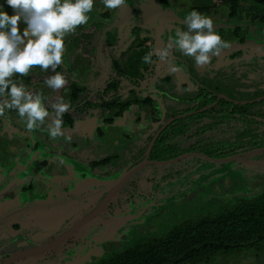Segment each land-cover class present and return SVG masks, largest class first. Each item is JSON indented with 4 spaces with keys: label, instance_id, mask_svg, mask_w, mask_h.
Returning <instances> with one entry per match:
<instances>
[{
    "label": "flooded vegetation",
    "instance_id": "1",
    "mask_svg": "<svg viewBox=\"0 0 264 264\" xmlns=\"http://www.w3.org/2000/svg\"><path fill=\"white\" fill-rule=\"evenodd\" d=\"M184 7L188 5L178 0H126L125 6L112 10L111 13L110 10H105L102 13L103 21L81 25L65 37L62 65L55 69L68 80L66 88L60 90L59 97L63 96L65 101L71 102L72 105L63 115L64 130L71 137L86 139L92 138L94 132L100 135L101 127H113L115 120L120 122L121 131L118 133L121 132L128 140L133 138L131 147L134 149L130 150L134 154L138 153L137 158L133 159L124 171L142 161L145 154H148L147 159L152 160L150 155L154 151L155 142L163 130L174 123H185L186 130L175 136L176 145L182 147V152H225L242 158L250 153L264 151V24L260 20V7L251 0L239 2L236 10L229 4L218 2H203L186 9ZM192 10L210 17L214 31L227 41L229 46L222 49L219 55L213 56L211 63L203 67L197 65L192 57L184 56L176 49L171 53L175 70L156 55L152 57V64L143 63L142 58L150 51L154 53L156 49L167 44L170 38L175 37L177 29L187 30L184 19ZM52 72L39 67L35 74L39 78L45 74L53 75ZM42 82L43 84L36 87L40 86L43 93V86L47 87L44 77ZM112 83L114 87L111 86ZM245 83L249 84L248 87L242 85ZM47 89V95H51V90L48 87ZM242 90L250 94L248 99L238 97L236 93H242ZM183 100L190 103L177 108ZM108 102L116 104L117 115L114 114L115 110L105 108ZM47 106L51 109L49 103ZM172 107L178 110L177 113L171 112ZM195 114L198 116L188 119ZM109 117L113 120L108 121ZM4 133L9 135L8 132ZM152 140L154 142L150 145ZM237 140L257 142L234 148L233 142ZM212 141H215L217 146H214ZM30 148L35 150L38 147L34 144ZM130 150L126 153L131 154ZM37 156L39 157V154ZM29 169L37 173L36 163ZM123 172L120 171L119 176ZM24 174L27 175V171L19 175L15 173L11 178L4 177L9 186L4 184V189L10 190L13 187L14 190L0 196V205H11L0 216L1 221L4 218H14L20 212L42 209L38 204L48 201L45 199L37 203L36 199H44L48 194H44L45 192H58L60 188H65L63 184L70 182H61L63 186L58 185L56 188L49 180L50 185L44 193L34 191V195L25 196L27 193H20L23 185L18 188V181L23 179ZM2 176L4 174L1 172L0 177ZM34 177L32 173L28 179ZM131 177L116 189L109 187L112 182L109 180L105 186L87 191L88 195L76 198L77 200L72 195L63 197L62 203L81 202V207L77 209L76 214V208L69 211V215L64 216L57 226L58 233L34 248L50 244L57 237L65 236L77 222L87 220L58 243L41 251L25 254L9 264H40L41 261L35 262L34 255L59 250L61 247L64 249L79 230L91 228V234L92 230L97 229H92V226L99 225L100 220L104 221V213L109 211L114 214L122 210L121 215H125L123 219L119 221L114 218L117 219V226L133 227L134 222L129 220L139 221L140 213L146 209H143L146 207V201L142 200L143 197L139 198L138 193L144 192L152 197L154 192L152 188L147 191L137 183L128 182ZM72 181H77V178L74 176L69 185ZM97 191L104 193L98 194ZM11 192L15 196H10ZM17 198L26 202L16 201ZM32 204L38 207L34 208ZM108 218L112 219V216L109 215ZM56 223L57 221L55 225ZM106 224L109 227L111 222ZM127 234H130L129 231ZM82 238L79 237L77 241ZM24 249L20 251L28 250ZM56 260L52 258L51 261Z\"/></svg>",
    "mask_w": 264,
    "mask_h": 264
},
{
    "label": "rangeland",
    "instance_id": "2",
    "mask_svg": "<svg viewBox=\"0 0 264 264\" xmlns=\"http://www.w3.org/2000/svg\"><path fill=\"white\" fill-rule=\"evenodd\" d=\"M204 1L178 0L188 7L199 5ZM0 8L4 7L0 5ZM105 10L109 9L103 6L101 0H94L93 11L89 13L90 19L83 26L103 21L102 13ZM33 77L37 78L36 75ZM242 85L248 87L249 84ZM40 88L39 86L28 89L41 92ZM43 88L44 103L47 106L49 103L48 89L46 86ZM236 94L244 99L250 97V94L245 90ZM188 103L190 102L183 100L177 108ZM177 111L175 108H171V112L177 113ZM188 119L191 117L189 116ZM120 124L115 120L113 127H101V134L96 135L94 132L91 135L92 138L80 139L72 136L70 142L65 141L62 137L54 141L48 136L46 128L42 127L30 132L15 110H6L5 115L0 117V171L4 177L11 178L13 174L17 173L16 166H27V175L24 174L23 179L18 181V188L23 185V189L19 192L27 193L25 196L34 195V191L44 193V190L46 191L50 185L49 180L51 185L56 188L58 185H62L61 182H71L74 176L77 181H72L74 184L71 185H69L70 182H66L63 184L64 186L62 185L65 188H60L58 192L49 193L48 191L44 193L49 194L44 199L39 201L36 199L37 203L45 201V199L48 201L45 204H38L42 209L33 212H20L15 215L16 217L7 218V220L4 218L3 221L0 218V261L8 254H16L24 248H34L37 244L50 240V237L58 233L57 226L63 217L68 216V212L75 208L76 214L77 209L81 207V202L62 203L63 197L68 198L72 195L76 199L88 195L87 191L91 192L92 189L99 188L101 185L105 186L109 180H114L119 176L120 171L123 172V169L137 158L138 153L134 154L130 150L132 148L131 141L134 139L129 138L128 140L121 132L118 133L121 131ZM173 125L184 128V125L176 123ZM185 130L175 131L172 135L165 137L163 141L165 143L164 150L174 148L172 151L176 150L180 153L170 159L159 161H169L175 158L177 160L165 164L145 165L137 170L128 181L139 184L140 188L147 191L152 188L154 192L152 197L144 192L138 193L139 198L143 197L142 200L146 201V207H143L146 209L140 213L139 221L129 220L134 222L133 227H129V225L117 226V219L120 221L125 216L121 215L122 210L114 214L110 211L106 212L104 221L100 220L99 225L92 226V229H97L92 230L91 234L89 233L91 228L79 230L64 249L61 247L59 250L34 255L35 262L57 264L56 262L61 260L59 264H95L100 258L107 256L110 252L124 249L138 238L163 234L185 219L218 213L236 203L239 198L251 197L257 192H264V151L250 153L242 158L235 154H221L222 152L214 154L182 152V147L176 145L175 136ZM4 132H8L9 135ZM256 142L257 140H247L246 142L237 140L233 144L235 143V148ZM34 144H37L38 147L35 150L30 148ZM212 144L217 146L215 141H212ZM100 149L106 151L103 159L109 158L107 166L92 165L93 162L100 160ZM127 150L132 153H126ZM40 160L44 162L37 173L28 170L32 164L40 163ZM32 173L35 177L28 179ZM4 177L0 178V196H5L10 190H14L13 187L10 190L9 188L4 189V184L9 187L8 183H5ZM10 196H15V194L11 192ZM16 201L26 202L18 198ZM134 205L137 204L134 203ZM9 206L11 205L7 206V203L0 205V216L6 212ZM32 206H36V204H32ZM109 215L112 216V219H107ZM106 222H111V225L108 227ZM125 230L127 231L125 232ZM128 231L130 234H127ZM79 237L83 238L77 241ZM52 258L57 259L56 262H52ZM4 261H1L0 264ZM213 262V264H264V243L254 248H243L227 255H220Z\"/></svg>",
    "mask_w": 264,
    "mask_h": 264
},
{
    "label": "clouds",
    "instance_id": "3",
    "mask_svg": "<svg viewBox=\"0 0 264 264\" xmlns=\"http://www.w3.org/2000/svg\"><path fill=\"white\" fill-rule=\"evenodd\" d=\"M13 14L0 8V117L6 110H15L28 131L46 128L52 140L63 138L70 142L71 136L64 130V113L72 105L63 96L49 107L44 103L42 92L30 91L23 83L14 82V74L26 76L39 66L53 75L45 79L47 87L54 91L65 89L68 80L55 71L62 63L65 52V37L88 23L94 0H6ZM106 9L116 10L125 6L126 0H101ZM21 22L26 25L23 31ZM187 30L177 29L175 37L153 53L143 58V63L152 64L153 55L172 65L173 49L184 56L192 57L199 66H207L212 57L228 47L227 41L214 31L213 20L192 10L184 19Z\"/></svg>",
    "mask_w": 264,
    "mask_h": 264
},
{
    "label": "trees",
    "instance_id": "4",
    "mask_svg": "<svg viewBox=\"0 0 264 264\" xmlns=\"http://www.w3.org/2000/svg\"><path fill=\"white\" fill-rule=\"evenodd\" d=\"M241 1L245 0H205L204 2L226 3L236 10L237 4ZM251 2L260 7V20L264 24V0H251ZM0 5L9 15L13 14V9L7 5L6 0H0ZM25 26L21 22V31ZM38 68L39 66L34 67L26 76L14 74L12 79L14 82L26 84L27 88H36L35 86L43 84V77L44 81L48 77L45 74L43 77L34 78L33 76L36 75L34 72ZM111 86L114 87V83ZM49 89L51 95L48 97L51 104L59 97L60 90ZM107 107L112 111L116 109V104L108 102L105 108ZM49 111L51 112V109ZM117 113L116 111L114 114ZM197 116L198 114L190 117L192 119ZM112 120V117L108 118V121ZM178 128L181 127L169 124L163 130L154 144L150 158L167 160L178 155L179 151H172L174 148L164 150L163 142L165 137L172 135ZM182 129L185 128L179 129L180 132ZM221 154L231 155L225 152ZM108 161L109 158L102 159L93 162L92 165H107ZM42 166V163H37L36 170L38 171ZM263 243L264 192H257L251 197L239 198L236 203L218 213L188 218L163 234L138 238L124 249L110 252L100 258L95 264H213L220 255H227L243 248H254Z\"/></svg>",
    "mask_w": 264,
    "mask_h": 264
},
{
    "label": "water",
    "instance_id": "5",
    "mask_svg": "<svg viewBox=\"0 0 264 264\" xmlns=\"http://www.w3.org/2000/svg\"><path fill=\"white\" fill-rule=\"evenodd\" d=\"M259 54V53H258ZM164 127V126H163ZM162 127V128H163ZM161 128V129H162ZM154 142V140L151 141L150 145H152ZM148 154H145V157L142 161H140L139 163L135 164L134 166L126 169L120 176H118L116 179L112 180V182L110 183L109 187H112L113 189L118 188L120 185H122L130 176H132L138 169H140L143 165L145 164H165L167 162H172L177 160V158H175L174 160H169V161H159V160H149L147 159ZM4 177V176H2ZM0 177V178H2ZM97 181V180H96ZM109 182V181H108ZM108 182L106 184H108ZM87 220V219H86ZM86 220H81L79 222H77L76 224H74L72 226V228L70 229V231H68L66 233V235L70 234V232L74 231L76 227L80 226L83 222H85ZM65 235V236H66ZM64 235H61L60 237H57L54 241H52L50 244L44 245L42 247H37V248H33V249H28L26 251H20L16 254H13L11 256H9L4 262H2L1 264H9L11 261H13L16 258H19L25 254H29L31 252H36V251H41L45 248H48L50 246H52L53 244L58 243L62 238L65 237ZM59 264V262L57 263Z\"/></svg>",
    "mask_w": 264,
    "mask_h": 264
},
{
    "label": "crops",
    "instance_id": "6",
    "mask_svg": "<svg viewBox=\"0 0 264 264\" xmlns=\"http://www.w3.org/2000/svg\"><path fill=\"white\" fill-rule=\"evenodd\" d=\"M113 137V136H112ZM99 154H100V156H101V158H100V160H102L103 159V157L106 155V151L104 150V149H100L99 150ZM100 160H97V161H100ZM16 171H18L17 172V174L19 175V174H23V173H25L26 171H27V166H16ZM97 193L99 194V193H104L103 191H97ZM35 207H38V206H34V208Z\"/></svg>",
    "mask_w": 264,
    "mask_h": 264
}]
</instances>
